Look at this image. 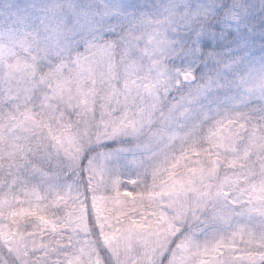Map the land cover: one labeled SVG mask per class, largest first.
I'll use <instances>...</instances> for the list:
<instances>
[{"label":"snow or ice","instance_id":"snow-or-ice-1","mask_svg":"<svg viewBox=\"0 0 264 264\" xmlns=\"http://www.w3.org/2000/svg\"><path fill=\"white\" fill-rule=\"evenodd\" d=\"M233 5L235 20L245 0H169L113 42L110 0L35 18L36 5L0 0L17 25L0 32V253L11 264H264V200L258 229L237 219L264 197V58H198L200 74L171 59L198 51L207 9L220 18ZM144 128L155 137L150 185H104L89 145ZM53 153L83 192L26 185L22 174L42 173L37 161ZM101 189L106 214L93 201ZM244 203L253 207L237 210ZM244 236L259 242L241 247Z\"/></svg>","mask_w":264,"mask_h":264},{"label":"rangeland","instance_id":"rangeland-1","mask_svg":"<svg viewBox=\"0 0 264 264\" xmlns=\"http://www.w3.org/2000/svg\"><path fill=\"white\" fill-rule=\"evenodd\" d=\"M16 4L21 8L32 10V5H36L34 18L45 14L47 6L65 4L66 2H75L79 4L91 3L92 0H15ZM101 3L104 0H100ZM116 7L110 14L104 17L105 31L104 35L107 39L115 42L121 38L122 33H127L134 26L136 18L148 14L157 17L163 12V6L169 3V0H110ZM247 8L240 10L235 20L230 17L233 12L237 11L235 5L224 11L222 17L217 18L215 8L207 9L208 13L203 21L201 32H207L200 40L196 41L198 51L194 54L189 53L186 56H173L171 59L179 68L191 69L199 73L203 63L198 58H203V62H207L210 56L216 57H247L250 61H258L264 58V28L261 27V17L259 14L264 12V0H245ZM218 6V5H217ZM85 11L86 10H82ZM61 17L68 21L71 15L60 13ZM241 16L256 17L250 23H240ZM14 16L0 14V32L10 31L17 25L14 23ZM94 27L97 25H93ZM245 32L248 35L245 37ZM239 37V39H238ZM254 38V39H253ZM191 47V46H190ZM83 51V47L80 48ZM59 53L53 51L51 55L57 56ZM195 60V63L190 62ZM211 67V65H209ZM131 142L128 144V142ZM155 137L152 131L144 128L139 131L117 134L111 138H105L89 145L85 155L88 160H94L100 167L103 175V184L111 185L114 181H119L121 187L131 190H142L150 185L152 179V170L156 160L153 159V152L150 146L154 144ZM87 163V161L85 162ZM243 163V162H241ZM37 164L42 168V173H32L31 171L22 174V179L28 187H35L41 192L51 194L64 193L71 189L72 195H76V191L83 192L84 184L80 180V173L76 169L68 167L66 158L51 154L41 157ZM136 179L140 183L133 186L129 181ZM103 186V185H102ZM259 192L260 190L257 189ZM257 210L251 214V217H238L242 224L255 225L259 228L261 223L259 201L264 197L258 196ZM111 197L101 189L93 197L96 210L100 214H106L109 211L108 203ZM247 200V197L245 198ZM252 208L251 204H242L237 206ZM43 220L44 218L41 217ZM259 235V232H257ZM248 236L238 239L237 243L241 247H251ZM11 257L6 253H0V264H11Z\"/></svg>","mask_w":264,"mask_h":264},{"label":"trees","instance_id":"trees-1","mask_svg":"<svg viewBox=\"0 0 264 264\" xmlns=\"http://www.w3.org/2000/svg\"><path fill=\"white\" fill-rule=\"evenodd\" d=\"M131 142L129 141L128 144H130Z\"/></svg>","mask_w":264,"mask_h":264}]
</instances>
